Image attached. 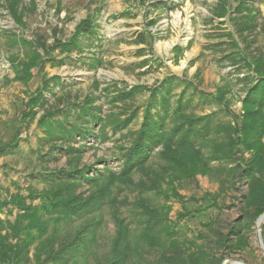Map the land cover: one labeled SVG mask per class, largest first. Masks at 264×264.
Masks as SVG:
<instances>
[{
	"label": "rangeland",
	"instance_id": "374dc122",
	"mask_svg": "<svg viewBox=\"0 0 264 264\" xmlns=\"http://www.w3.org/2000/svg\"><path fill=\"white\" fill-rule=\"evenodd\" d=\"M245 2L258 11L255 28L250 35L243 31L247 38L243 41L228 15L229 12L230 16L236 14L233 12L239 0H228L229 12L223 18L213 17L218 0H0V139L18 140L9 152L0 155L2 194L6 189L15 192L14 182L23 188L28 185L46 188L49 180L45 172L68 165V155L61 150H54V157L47 155L49 141L38 127L42 107H34V114L28 116L32 109L31 98L44 80L55 77L60 80V83L50 81V86H55L43 91L47 100L45 107L71 110V103L81 105L89 99L95 108L96 120H90L88 115L86 123L84 117L78 119L87 124L89 132L84 137L70 139V145L80 154L76 165L89 167L87 172L91 176L104 174L106 168L115 174L121 172V154L127 145L123 135L138 127L142 105L148 97L147 89L160 85L167 76L181 80L174 86L172 100L187 83L184 98L193 95L188 110L196 114L214 112L218 122H233V115H242L245 95L242 76L248 70L242 63L240 69L231 65V60L222 56L231 51V40L240 48L250 44L245 52L264 51V0ZM87 19L95 22L92 23L93 39L80 36L79 45L70 51L58 45L73 39L77 26ZM139 34L148 36L145 43L136 42ZM41 45L49 49V54L39 48L42 63L31 64L32 53L26 56V52ZM177 45L183 47L178 56L174 51ZM143 60L148 61L143 64ZM23 65L28 69H23ZM138 86L142 88L136 89ZM124 90H131L132 97L122 99L120 92ZM225 90L227 93L221 101L214 99L215 94ZM203 97H207V101ZM135 108L139 111L128 129L116 131L115 120L131 117L129 113ZM39 149L42 152L39 153ZM153 159L151 157L150 161ZM139 176L136 174L135 179ZM220 176L225 178L226 174ZM87 190L86 183L78 189L85 193ZM21 192L26 194L24 189ZM208 192H220V209L180 220L181 238H194L199 232L207 234V222L226 231L230 222L240 216L242 196L246 192L244 181L228 179L220 191L215 177L197 174L194 180L183 182L179 189L189 209L194 208L192 200H199ZM136 193L125 190L122 195L127 194L132 200ZM145 195L152 198L155 207L162 204L163 198L154 197L153 193ZM38 202L35 200L34 204ZM127 206L121 207L122 214L134 226ZM180 211L181 203L172 199L170 219L175 220ZM102 213L96 240L90 245L101 259L115 228L107 206ZM9 219L13 220L14 216ZM82 223L80 220L63 223L61 231L63 234L74 232ZM260 233L263 241L262 231ZM202 241L196 240L197 243ZM248 242L256 255H262L257 242V219L250 228ZM244 253L246 256L249 251ZM157 254L158 251L152 250L146 256L153 259ZM93 261L91 259L90 264H94Z\"/></svg>",
	"mask_w": 264,
	"mask_h": 264
},
{
	"label": "trees",
	"instance_id": "16d2710c",
	"mask_svg": "<svg viewBox=\"0 0 264 264\" xmlns=\"http://www.w3.org/2000/svg\"><path fill=\"white\" fill-rule=\"evenodd\" d=\"M245 1L239 0L233 12L236 14L230 16L228 0H218L213 15L223 18L229 12V19L243 41L247 40L243 31L250 35L255 28L258 11ZM92 23L89 19L82 20L74 38L58 45L70 51L79 45L80 36L93 39ZM147 38L139 34L136 42L143 44ZM231 43V51L222 57L229 58L237 68L242 63L248 70L242 76L245 82L243 114L233 115V122L215 121L214 112L196 114L187 107L193 95L184 98L187 83L172 100L174 86L181 80L167 76L160 85L147 89L138 127L123 135L127 145L121 154L119 174L106 168L104 174L91 176L87 172L89 167L76 165L80 154L70 145V139L84 137L89 132L87 124L78 119L84 117L85 123L96 120L95 108L89 99L81 105L68 102L71 110L45 107L47 100L43 91L55 86H50V81L60 83V80L57 77L44 80L31 98L28 116L34 114V107H42L38 127L49 141L47 155L54 157L53 151L61 150L68 155V165L45 172L49 180L46 188L37 189L32 185L23 188L14 182L16 191L6 189L2 194L4 188L0 185V264H90L91 259L94 264H222L234 257L244 264H264V256L256 255L248 242L251 226L264 213V51L245 52L250 44L240 48L236 41ZM39 48L49 54L43 45L31 49L26 52V56L32 53L31 64L42 63ZM182 50L179 45L174 47L177 56ZM22 68L28 69L25 65ZM193 89L197 90L195 86ZM226 93V90L220 91L214 99L221 101ZM120 97L131 98V90L121 91ZM207 99L203 97L204 101ZM138 111L135 108L129 113L131 117L115 120L113 128L128 129ZM87 115L89 119L85 118ZM17 142L16 138L0 139V155L9 152ZM156 148L159 149L155 151ZM151 157L155 159L150 161ZM136 174L140 175L138 179ZM197 174L215 177L220 191L228 179L244 181L246 192L242 196L241 214L230 222L226 231L207 222V234L199 232L194 238H181L180 220L220 209V192L204 193L199 200H192L194 208L189 209L185 203L179 193L181 184L194 180ZM222 174L226 177L222 178ZM84 183L88 186L86 193L78 191ZM23 189L26 194L21 192ZM125 190L137 193L130 200L127 194L122 195ZM146 193L163 198L162 204L155 207ZM172 199L178 200L182 209L175 220L169 217ZM35 200L39 202L34 204ZM126 205V210L133 215L134 226L122 214L121 207ZM104 206L108 207L115 228L101 259L90 245L100 229ZM11 215L13 220L9 219ZM79 220L83 223L74 232L62 233L63 223ZM261 231L264 242V224ZM197 239L203 240L202 243H197ZM152 250L158 254L148 259L146 253ZM246 251L249 256H243Z\"/></svg>",
	"mask_w": 264,
	"mask_h": 264
},
{
	"label": "water",
	"instance_id": "95a60500",
	"mask_svg": "<svg viewBox=\"0 0 264 264\" xmlns=\"http://www.w3.org/2000/svg\"><path fill=\"white\" fill-rule=\"evenodd\" d=\"M264 224V213H262L258 218H257V242H258V248L261 251L262 255L264 256V244L261 239V229ZM222 264H244L242 261L239 259H229V260H224Z\"/></svg>",
	"mask_w": 264,
	"mask_h": 264
}]
</instances>
